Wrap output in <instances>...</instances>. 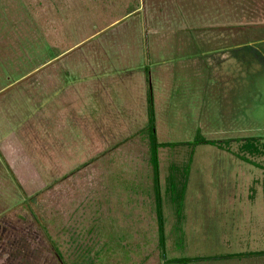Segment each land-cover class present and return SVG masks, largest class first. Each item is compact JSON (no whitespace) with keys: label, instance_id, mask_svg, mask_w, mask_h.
Listing matches in <instances>:
<instances>
[{"label":"rangeland","instance_id":"1","mask_svg":"<svg viewBox=\"0 0 264 264\" xmlns=\"http://www.w3.org/2000/svg\"><path fill=\"white\" fill-rule=\"evenodd\" d=\"M149 99L166 258L264 264V0H0V264H165Z\"/></svg>","mask_w":264,"mask_h":264},{"label":"trees","instance_id":"2","mask_svg":"<svg viewBox=\"0 0 264 264\" xmlns=\"http://www.w3.org/2000/svg\"><path fill=\"white\" fill-rule=\"evenodd\" d=\"M133 10L129 11L131 13ZM149 120L147 122L146 127L142 130L143 133L147 135V138L149 140V150H150V164L153 171V185H154V191H155V198H156V213L158 218V242H159V248L161 251V258L164 260L165 264H174L179 262H187L190 261V259H167L165 254V239H164V231H163V222H162V211H161V192H160V183H159V158H158V149L161 147L168 146V143H160L157 140L156 137V128H155V117H154V110H153V104L152 99H149ZM199 144V140L195 139L193 144ZM208 144H214L212 141H208ZM244 148H252V150H255V147H253L249 141L244 145ZM188 169L189 165L185 168L184 176L182 177V182L179 185L180 191L176 194L175 203L177 204V210L180 211L182 207V201L183 196L187 184V177H188ZM173 178L171 176L170 182L168 183L169 186L167 187L166 191L170 193L173 188ZM264 182V180H263ZM179 213V212H178Z\"/></svg>","mask_w":264,"mask_h":264}]
</instances>
